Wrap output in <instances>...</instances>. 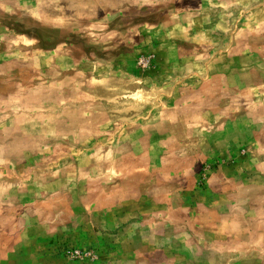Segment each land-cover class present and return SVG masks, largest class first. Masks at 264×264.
Segmentation results:
<instances>
[{
	"label": "rangeland",
	"instance_id": "obj_1",
	"mask_svg": "<svg viewBox=\"0 0 264 264\" xmlns=\"http://www.w3.org/2000/svg\"><path fill=\"white\" fill-rule=\"evenodd\" d=\"M0 264H264V0H0Z\"/></svg>",
	"mask_w": 264,
	"mask_h": 264
}]
</instances>
